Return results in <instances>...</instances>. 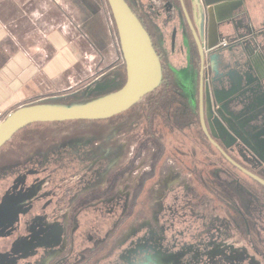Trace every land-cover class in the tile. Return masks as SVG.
Returning <instances> with one entry per match:
<instances>
[{
  "label": "rangeland",
  "instance_id": "1",
  "mask_svg": "<svg viewBox=\"0 0 264 264\" xmlns=\"http://www.w3.org/2000/svg\"><path fill=\"white\" fill-rule=\"evenodd\" d=\"M136 1L133 0V3L137 12L144 15V10L147 9L148 18H151V23L152 20L155 23L156 44L159 48L162 65L166 66V72L169 73L171 70L174 73V68L179 65V62L186 68L188 64L187 53L181 51L183 60L181 57L178 59L181 43L177 42L173 46L171 40V31L177 21L169 18L168 13L163 9L151 8V0H140V3L143 1L144 10L140 8V4H136ZM176 11L179 14L178 2L175 11L172 10V12L176 13ZM160 30L163 33L162 36L158 35ZM86 69L84 67L79 69V77L73 84L75 87L68 90L69 96H63L53 101L60 104H78L99 98L95 97L97 94H90V89H92L90 81L94 77L90 73H86ZM123 75L122 81L117 78V81L120 82L113 78H107L110 75L102 77L101 82L105 84V86L103 85L104 90H99L102 89L100 84L95 90L96 93L102 96L105 93L111 94L113 92L111 90L117 89L118 85L121 87L125 82L126 70ZM174 75L176 74L174 73ZM187 76L181 78L180 82H185L187 86H191L190 81H197L195 73ZM97 82H100V79ZM78 89L80 91L73 95L72 93ZM188 92L187 94L192 96L196 94L194 89L188 90ZM46 101H51V99ZM258 109L259 114L256 113L255 117L259 116H257V123L254 126L257 128L255 134L257 139L245 136L242 138V146L244 150L252 151L264 164V137L260 136L264 134V105ZM7 115L2 112L0 120ZM259 119L262 120L258 121ZM245 124L248 123L245 122ZM79 125L80 123L75 121L31 124L26 127V131L23 132V129L18 132L0 149V156L5 153L7 158L11 159L13 147L17 146L25 134L27 137L36 135L35 142L43 144L47 139L46 142L51 141L52 146L58 147L51 150L52 156L45 153L37 156L32 155L31 160L27 161L30 166L41 164L48 159L50 160L51 157L63 156L66 150L84 148L80 152L82 157L80 159L81 165L77 166L79 169L66 170L67 175H65L69 178L65 179V177L56 183L58 188L63 189L62 191L65 193L69 187H72L69 192L76 191V183L77 189L82 187L81 190L83 191L91 189V192L86 191L87 193L82 200H67L62 202L61 207L55 208L60 213L58 217L56 216L57 218L55 216L52 218L55 217L59 222L65 223L66 227L73 225V215L77 216L80 211L83 213L81 216L79 215V221L81 223L89 221L95 226L96 220L92 223L90 219L95 216L97 205L109 198H114V204L118 198H126L124 202L127 210L123 215L126 217L123 219L122 225L117 228L114 236H110L106 240L108 246L104 250H99L100 254L105 253L101 256H92L87 264L130 263L128 261H132V264H264V203L259 204V200L253 198L248 205L247 213L244 211L241 215L240 210H238L239 219L235 218L237 222L235 220L232 222V219L226 216V209L222 207L219 200L215 202L203 201L202 197H205L206 194L209 197L217 196V194H213L214 192L210 191L208 187L201 186L199 181H189L188 178L190 179L192 176L191 171L180 169L181 162L189 164L191 161V156L183 153L189 150L199 159L196 164H199L200 167L206 165L203 161L207 157L205 154H208L205 149L206 142L199 134L198 128H186L183 133L169 134L168 129L160 125L158 126L160 131L166 134L164 140L154 139L148 134L144 135L139 141L131 144L127 155L124 152L122 154V150L118 147L126 145L123 143L126 139L120 134V130H115L108 138V144L116 141L117 144L114 149L107 148L103 144L94 145L92 141L63 143L66 130ZM143 130L145 133L148 130L145 123H143ZM239 132L242 131L239 130ZM33 140L30 137L26 140L21 156H29L28 154L32 150L31 146L36 145ZM170 150L180 153L179 161L171 155ZM96 168L98 172H95ZM162 170H166L164 174H162ZM260 171L263 173L262 170ZM218 174L229 178L225 172L219 171ZM82 175H85V179L78 180ZM147 180H149L148 184L155 189L156 199L152 205L156 208L153 211L152 220L145 219L147 217L146 212L140 205L143 199V194L140 195L143 183ZM93 187L95 188L93 189ZM114 189L117 191L115 195L112 194ZM193 203L196 204L195 208H193ZM231 214L234 215L233 211ZM93 218L95 219V217ZM76 226L77 224H75ZM71 231V229L67 231L68 238L72 237ZM86 231L87 229H75L72 243L81 235L85 236ZM244 232L249 233L250 241H247L246 236L243 235ZM103 238L95 240L90 248L99 246ZM234 240L238 244L231 242ZM72 253V263H78L79 258L84 259L83 255H75L73 246L68 249L67 257H72Z\"/></svg>",
  "mask_w": 264,
  "mask_h": 264
},
{
  "label": "crops",
  "instance_id": "2",
  "mask_svg": "<svg viewBox=\"0 0 264 264\" xmlns=\"http://www.w3.org/2000/svg\"><path fill=\"white\" fill-rule=\"evenodd\" d=\"M206 1L216 4L231 0ZM171 2L175 8L177 2L180 5L178 0ZM186 2L189 5V0ZM136 4L144 10L143 1L137 0ZM146 10L144 15L148 18ZM175 14L174 25L180 28L185 18L180 12ZM227 15L228 11L223 9L220 17ZM234 15L244 18L254 33H264V0H243ZM217 27L215 21H210L205 38L206 70L213 89L214 108L232 130L242 131L241 137H255L254 126L259 116L255 115L264 105V55L258 44L250 45L249 54L241 45L221 46L222 40L233 42L236 34H226ZM178 42L181 43L178 59L183 60L182 32ZM124 66L107 0H0V111L9 114L28 104H60L53 100L69 96L68 90L75 87L82 67L94 77L90 81V94L102 97L95 91L100 84L99 90H104L102 77L110 75L107 78L122 81ZM174 69L180 82L186 68L179 62ZM237 92L241 100L227 112L224 101Z\"/></svg>",
  "mask_w": 264,
  "mask_h": 264
},
{
  "label": "flooded vegetation",
  "instance_id": "3",
  "mask_svg": "<svg viewBox=\"0 0 264 264\" xmlns=\"http://www.w3.org/2000/svg\"><path fill=\"white\" fill-rule=\"evenodd\" d=\"M127 1L129 2L133 10L137 13L140 20L143 22L144 26L150 33L155 48L160 56L159 48L156 44V36L154 34V30L156 28L155 23L153 22V20L151 23L150 21L151 18H147L145 15L139 14L136 10L133 1L131 0L130 1L127 0ZM151 8H155L157 10L163 9L166 13H168L169 18L170 17L173 18L172 16H174V14L171 13L173 8H175L174 4L172 5V7H169L168 1L166 0H164V4L161 7H156L151 2ZM179 9H180V14L184 16L181 9V5H179ZM158 14H160V12ZM181 32L185 39V46H182L181 50L187 53V58H188L186 73L183 74V76L185 77L187 75H192L195 73L197 81L196 82L190 81L191 86L190 85L187 86L186 84H182L181 82L177 81V78L175 77L174 73L171 70L169 71V73L176 79L177 83L183 89V93L188 98H190V101L192 103L195 104L196 101H198V112H199L200 55H199L198 47L195 43V39L192 35L191 30L188 27L186 19L184 22H182L180 28H178L177 25H174L172 28L171 40L173 46L176 45V43L178 42V38L181 37ZM158 35L161 36L163 35L161 30L158 33ZM223 42H226L225 44H221V46L224 47H227L230 44L229 41L227 40H224ZM163 67L165 68L166 66L163 64ZM205 72L208 75L206 69ZM207 80H208V76H207ZM209 85H210L211 93H213V89L211 88L210 81H209ZM256 86H258L257 83ZM262 86L264 88V85ZM193 89L194 91H196V94H194V96H192L191 94H187L188 90L191 91ZM212 99H213V94H212ZM240 100H241L240 93L237 92L231 95L226 99V101H224V106L226 107L225 110L228 112L229 109H232L234 106H236ZM205 109H206V95H205ZM199 120H200V115H199ZM83 125L85 124H80L79 126H75V128L69 130L65 129L66 132L63 138L64 140L63 143H70L71 141H76L78 143L79 142L81 143L83 141H92V144L94 145L103 144L107 148H113V149L116 148L115 147L117 144L116 141H113V143L111 144H108L107 142H109L108 138L111 137V135L115 132V130H119V129H113L104 138L97 139L94 136L87 135L84 132ZM227 126L231 128L229 123H227ZM202 132L204 133L203 129ZM233 133L239 137V140L243 138L241 137L240 133L234 130ZM120 134L125 137L126 141H124L123 143H125L126 145H123L121 147L118 146V147L120 150H122V154L124 152V154L127 153V155L130 151L131 144L133 142L139 141L142 138V136L146 135L143 134L137 140L129 142L128 138L124 133L120 131ZM29 137L32 138V140L34 139L33 142H35L36 135H31V136L29 135ZM205 137L208 140V142L211 144V146H213L216 150H218L219 153H221L219 149L208 139L206 135ZM255 138L257 139L256 136ZM46 141L43 144L39 142H35L36 145L31 146L32 150L28 154L29 156L30 155L31 156L29 157L27 155L21 156L22 150L25 147L24 146L25 142H23V140L21 139L17 144V146L13 147L14 149V151H12L13 161L7 164L0 165V264H75L71 262L73 258V253H72V257H67L68 249L71 246H73V249L76 252L75 255L84 256L83 257L84 259L79 258V262L76 264H87L91 260L92 256H101L105 253L104 252L100 254L99 250L102 249L104 250L108 246V241L106 240L110 236L111 237L114 236V233L117 231V228L122 225V221L126 217V216L123 217L124 213H126L127 210L126 204L124 202L126 201V198L124 199L118 198V201L115 200L116 201L115 204L113 203L114 198H109L103 200L100 205H97L95 209L96 214H94L95 216H93L95 217V219L93 217H91L90 219L92 220V223L94 220H96L95 226L97 227L92 225L89 221L81 223L79 221L80 220L79 215L81 216V213H83L81 211L78 212L77 216H75V214L73 215L74 226L70 225L69 227H66L65 223H61L57 219H55V217L56 216L58 217L60 213V211L58 209L56 210L55 208L56 207L58 208L59 206L61 207L63 204L62 202H66L67 200H71V199L82 200V198L87 193L86 191L88 189H86V191L81 190L83 189V187L77 189V183L75 184L76 191L69 192L70 190H72L71 189L72 187H69L66 193L62 191L63 189L58 188V184H56L59 180H62L65 177H66L65 179L69 178L68 176H66L67 175V173H65L66 170L79 169V167L77 166L81 165L80 159L82 157L80 152H82L84 148L80 147L79 149L66 150L64 151L65 155L51 157L50 160L48 159L47 161L42 163L40 162L41 164H35L34 166H30L29 165L30 163L27 164V161L32 157V155L37 156L45 153V154H51L52 156L51 150L58 147L52 146L50 144L51 141L50 142H46ZM216 141L229 153V155H231V157L234 160H236L237 162L241 163L243 166L247 167L251 171L257 173L258 175L264 178V164L262 160L260 161L259 157H257L252 151L244 150L241 141L239 143H236L234 147L228 149L224 147V145L219 139H216ZM222 156L227 160V158L223 154ZM0 157L1 160L3 159V157H5V155L3 156L2 154ZM243 161H247L250 164H248L247 162H245L246 163L245 164ZM253 164L255 165V167ZM260 170H262L263 173ZM165 171L166 170H162V174H164ZM95 172H98V169L95 170ZM84 179H85V175H82L81 177L78 178V180H84ZM188 180L190 181L189 178ZM148 181L149 180L143 183V187L140 195L143 194L142 201L147 200L148 196L150 197V201H148L147 203V208L149 209V211L148 213L145 211L147 216L145 217V219L152 220L153 211L156 208V206L152 205V202L156 198H155V189L153 186H150V184H148ZM46 185H48V187H46ZM203 185L205 186V183H203ZM94 188L95 187H93V189ZM88 191L91 192V189H89ZM116 193L117 191L114 189L112 194L115 195ZM202 198L203 201L207 202L205 197ZM193 204H194L193 208H195L196 204L195 203ZM150 213L151 216L148 217V214ZM52 216L55 217L52 218ZM75 224H77L76 227ZM68 229L72 230L71 238H68L67 235ZM75 229L76 230L87 229V231L85 236L81 235L76 241H74V243H72V239L74 238L73 231ZM103 237H105L106 239ZM102 238H103V240L101 241L102 243H100L99 246H97L96 248L95 247L90 248L91 245L95 242V240ZM231 242L233 244H238V242L237 243L234 241ZM128 262L130 263L126 262L125 264H132V261H128Z\"/></svg>",
  "mask_w": 264,
  "mask_h": 264
},
{
  "label": "water",
  "instance_id": "4",
  "mask_svg": "<svg viewBox=\"0 0 264 264\" xmlns=\"http://www.w3.org/2000/svg\"><path fill=\"white\" fill-rule=\"evenodd\" d=\"M107 2L114 18L123 54L126 70L124 84L111 94L86 103H34L16 108L0 121V149L18 132L31 124L113 118L135 106L161 84L163 65L153 39L143 22L127 0H107ZM179 3L200 55L199 115L201 127L208 139L232 165L264 186L262 176L234 160L216 141L219 139L228 149L240 141L242 143V138L239 140V137L233 133V130L216 112L207 80L208 75L205 72V38L208 34L210 21H215L218 26L217 29L226 34L234 32L236 36L232 37L233 42H229V45H241L248 54L252 50L250 45L258 44L261 47V53L264 55V33H254L244 18L234 15V10L243 4V0H231L216 4L206 0H189V6H187L186 0H179ZM172 5L173 3L168 0V6L172 7ZM223 9L228 11L225 18L220 17ZM223 41L220 42V45Z\"/></svg>",
  "mask_w": 264,
  "mask_h": 264
},
{
  "label": "trees",
  "instance_id": "5",
  "mask_svg": "<svg viewBox=\"0 0 264 264\" xmlns=\"http://www.w3.org/2000/svg\"><path fill=\"white\" fill-rule=\"evenodd\" d=\"M163 71V78L158 88L126 112L106 120H76L75 122L85 124L83 125L84 132L97 139L104 138L113 129H119L126 135L129 142L137 140L143 134L164 140L166 134L160 131V127H158L160 125L167 128L169 134L183 133L186 128H198L199 134L206 142L205 149L208 154H205L207 157L203 160L206 165L200 167L199 164H196L199 159L194 156V153L184 151V154L191 156V161L189 164L181 162L180 169L191 171L190 181H199L201 186H204L203 183H205V187L213 191V194H217V196L211 195L214 197H209L206 194L205 199L209 202L219 200L222 207L226 209V216L234 222L235 218L240 216L238 210H240L241 215L242 212L248 211V205L253 198L259 200L261 202L258 201L259 204L264 203V186L230 164L218 150L211 146L200 126L198 101L195 104L192 103L190 98L183 93V89L176 79L166 72L164 67ZM143 123L148 129L146 133L143 130ZM25 129L23 132L26 131ZM27 139L26 134L22 136L23 142H26ZM172 150H170L171 155L179 161L180 153ZM2 154L5 157L0 160V165L13 161L12 158L8 159L5 153ZM219 171L227 173L229 178L218 174ZM148 201H150L149 196L147 200L140 203L147 213L149 211L147 208ZM232 211L234 215L231 214ZM150 216L151 213L148 214V217ZM243 235L246 236L247 241H250L249 233L244 232Z\"/></svg>",
  "mask_w": 264,
  "mask_h": 264
},
{
  "label": "built area",
  "instance_id": "6",
  "mask_svg": "<svg viewBox=\"0 0 264 264\" xmlns=\"http://www.w3.org/2000/svg\"><path fill=\"white\" fill-rule=\"evenodd\" d=\"M152 3L156 6V7H161L164 4L163 0H151ZM226 42H223L222 44H225ZM2 114V112H0V115ZM1 121V120H0Z\"/></svg>",
  "mask_w": 264,
  "mask_h": 264
}]
</instances>
